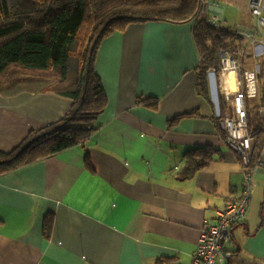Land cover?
Instances as JSON below:
<instances>
[{
	"label": "crops",
	"instance_id": "crops-1",
	"mask_svg": "<svg viewBox=\"0 0 264 264\" xmlns=\"http://www.w3.org/2000/svg\"><path fill=\"white\" fill-rule=\"evenodd\" d=\"M193 27L131 24L101 43L94 70L107 104L96 130L0 173V264H191L203 226L242 183L216 122L224 100L213 79L200 85ZM146 98L155 109L138 102ZM70 105L52 92L0 96V152L60 121ZM262 123L254 130L264 163ZM200 148L210 159L184 178L185 155ZM251 191L220 264H264V165Z\"/></svg>",
	"mask_w": 264,
	"mask_h": 264
},
{
	"label": "trees",
	"instance_id": "trees-1",
	"mask_svg": "<svg viewBox=\"0 0 264 264\" xmlns=\"http://www.w3.org/2000/svg\"><path fill=\"white\" fill-rule=\"evenodd\" d=\"M198 7V0H0V96L52 92L71 101L60 121L29 132L11 152H0V173L83 144L96 130L94 123L107 100L94 63L107 37L131 24L188 23ZM192 35L204 89L206 69L218 66V51L239 41L214 31L203 20L194 23ZM149 101L138 102L155 109L156 101ZM252 123L256 132L253 165L260 154L257 137L262 133L256 130L263 123ZM185 156L184 178L210 159V151L200 148Z\"/></svg>",
	"mask_w": 264,
	"mask_h": 264
},
{
	"label": "built area",
	"instance_id": "built-area-1",
	"mask_svg": "<svg viewBox=\"0 0 264 264\" xmlns=\"http://www.w3.org/2000/svg\"><path fill=\"white\" fill-rule=\"evenodd\" d=\"M246 1L253 25H229L219 4L210 0H198V12L193 20L194 23L203 20L214 31L229 34L239 41L230 49L218 51V66L207 68L206 77L213 79L224 100L217 114V125L226 146L239 157L242 183L241 195L217 211L214 223L203 226L191 264H220L224 260V245L229 242L233 227L242 221L249 207L254 172L264 165L260 157L252 165L255 132L249 125V102L254 99L258 101V118L264 121V0ZM246 53L249 54L245 59ZM250 61L252 68L247 65ZM229 71L234 73L230 83L233 91L223 87L220 79Z\"/></svg>",
	"mask_w": 264,
	"mask_h": 264
},
{
	"label": "rangeland",
	"instance_id": "rangeland-1",
	"mask_svg": "<svg viewBox=\"0 0 264 264\" xmlns=\"http://www.w3.org/2000/svg\"><path fill=\"white\" fill-rule=\"evenodd\" d=\"M216 1L219 6L220 10L223 13L224 20L229 25H240V24H254L253 17L249 13L247 1L246 0H210ZM249 53L245 54V59L247 58ZM219 58V57H218ZM248 68H252L253 63L250 61L247 63ZM220 75V72H218L217 76ZM216 76V75H215ZM257 99L251 100L249 102L250 110H251V123L260 121L258 118V110L259 106L257 104ZM96 124V123H94ZM93 124V125H94Z\"/></svg>",
	"mask_w": 264,
	"mask_h": 264
},
{
	"label": "bare ground",
	"instance_id": "bare-ground-1",
	"mask_svg": "<svg viewBox=\"0 0 264 264\" xmlns=\"http://www.w3.org/2000/svg\"><path fill=\"white\" fill-rule=\"evenodd\" d=\"M233 76H234V73L229 71V72H225L222 76H221V81L223 83V87H227V88H230L231 91L234 90V87H230V83L233 82Z\"/></svg>",
	"mask_w": 264,
	"mask_h": 264
}]
</instances>
